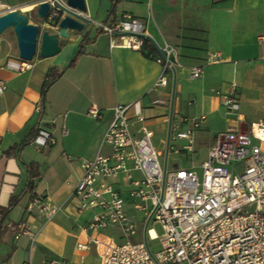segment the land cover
Returning <instances> with one entry per match:
<instances>
[{
    "label": "crops",
    "instance_id": "0c3cea01",
    "mask_svg": "<svg viewBox=\"0 0 264 264\" xmlns=\"http://www.w3.org/2000/svg\"><path fill=\"white\" fill-rule=\"evenodd\" d=\"M43 1L0 0V16L17 11L43 31L57 34L58 28L38 17ZM86 5V16L94 29L95 24L131 16L145 23L155 43L150 41L148 54L110 49L106 34L85 32L84 36L89 33L94 40L85 46L75 66L50 87L42 115L49 71L69 65L79 50V33L70 32L76 41L72 46L67 39H60L62 52L57 56L43 59L37 55L29 63L20 59L18 46L0 39V82L7 86L0 94V264H43L48 260L100 264L93 249H77L78 244L86 242L84 229L95 212L77 213L71 198L82 176V160L109 152L104 135L115 106L133 104L132 117L145 111V125L154 132L155 143L166 142L172 126L187 128L183 117L205 116L196 131L195 165L205 160L219 133L264 124V40H260L264 37V0H86ZM112 8L114 13L109 16ZM166 45L176 50L180 65L167 86L156 87L163 69L155 58ZM154 50L156 57L151 54ZM213 53L220 61L207 65L206 59ZM197 66L204 67L203 76L191 79L190 70ZM233 83L239 89L241 108L230 115L222 102ZM93 104L104 112L100 120L88 116ZM141 128L133 120L136 135H142ZM36 129L50 132L56 145L43 147L33 135ZM27 139L31 143L19 156L12 149ZM172 158L184 166L193 165L186 157ZM30 164H38L39 177L33 189L28 188ZM117 186L127 189L125 184ZM38 197L62 206V211L49 220L33 217L32 237L17 238L12 226L24 220L27 205ZM13 199L18 200L17 205L4 216L2 211ZM127 201V212L138 224L134 241L140 242L145 235V214L135 209L134 200ZM108 232L120 237L117 229Z\"/></svg>",
    "mask_w": 264,
    "mask_h": 264
},
{
    "label": "built area",
    "instance_id": "2783aa9c",
    "mask_svg": "<svg viewBox=\"0 0 264 264\" xmlns=\"http://www.w3.org/2000/svg\"><path fill=\"white\" fill-rule=\"evenodd\" d=\"M57 2L68 8L66 0ZM51 6L47 22L59 23L67 13L52 2ZM95 25L109 37L110 49L149 53L152 43L142 20L125 16ZM160 51L155 61L163 72L156 87L167 86L180 65L173 47L166 45ZM219 61L214 53L206 59L207 65ZM203 73L204 67H193L190 78L200 79ZM6 90V84L0 82V94ZM222 104L230 115L240 110L237 84H232ZM133 107L119 104L110 110L112 117L104 135L109 152L81 162L82 176L71 206L77 213L91 210L95 214L84 229L86 242L77 249H93L100 264H264V124L253 123L246 133L239 127L219 133L205 160L195 165L196 131L205 116L183 117L187 128L172 126L167 141L155 143L154 132L145 125L147 114L140 111L132 117ZM88 116L100 120L104 112L93 104ZM133 120L142 125V135L133 132ZM36 139L46 148L57 143L45 130H39ZM173 155L186 157L193 165L184 166ZM128 198L145 214L147 233L140 242L134 241L138 224L127 212ZM62 209L43 197L35 198L27 205L24 220L12 226L17 238L32 237L33 217L49 220ZM156 225L162 227L161 236ZM111 228L119 230L120 237L110 234ZM157 239H161L162 249L154 253L150 241ZM43 264L69 263L48 260Z\"/></svg>",
    "mask_w": 264,
    "mask_h": 264
},
{
    "label": "water",
    "instance_id": "95a60500",
    "mask_svg": "<svg viewBox=\"0 0 264 264\" xmlns=\"http://www.w3.org/2000/svg\"><path fill=\"white\" fill-rule=\"evenodd\" d=\"M51 2L61 8L67 15L60 20L59 23L47 22L49 15L52 12ZM68 8L60 6L57 0H44L38 8V17L49 26L58 28L57 34H51L48 31H43L38 25L32 24L28 17L17 11H9L0 16V35L7 29L13 28L18 48L20 59L24 62H32L39 55L43 59L57 56L62 52L60 39H69L70 32L83 33L87 24H91V20L87 18L86 0H66ZM71 9L78 11L81 14H76ZM150 39V38H149ZM150 41H153L150 39ZM154 42V41H153ZM155 43V42H154ZM176 77V73H174ZM176 93V78L173 83V103L172 113L174 108V97ZM172 113L170 125L172 121ZM147 233V227L144 234Z\"/></svg>",
    "mask_w": 264,
    "mask_h": 264
},
{
    "label": "trees",
    "instance_id": "16d2710c",
    "mask_svg": "<svg viewBox=\"0 0 264 264\" xmlns=\"http://www.w3.org/2000/svg\"><path fill=\"white\" fill-rule=\"evenodd\" d=\"M115 3V1H114ZM114 13V8H112V10L109 12V16H112ZM103 34V32L101 31H98L97 32V35H101ZM94 40V38H91L90 37V34L87 33L83 38L82 40L80 41L79 43V50L76 54V56L72 59V61L69 63V65L65 68H63L62 70H57L56 68H52L50 69L49 71V74H48V79L47 81L45 82L44 84V88H43V102H42V115H43V112H44V109H45V97H46V94L48 92V90L50 89V87L55 84L63 75L64 73L75 66L76 64V61H77V58L80 54L84 53V48L87 44L91 43L92 41ZM153 56H155L156 52L155 50L151 53ZM156 57V56H155ZM39 133V129H36L34 132H33V135L34 137L37 136ZM31 143V139H27L25 141H23L19 146H17L16 148H13L12 150L13 151H18V155L20 156L23 149L29 145ZM9 151L7 154L8 155H11V152L13 151ZM28 168V172H29V176H30V181L28 183V188L29 189H33L34 188V180L37 179L39 177V174H38V164H30L27 166ZM18 203V200H15L13 199L9 205V207L2 211V214L5 216L8 212H10Z\"/></svg>",
    "mask_w": 264,
    "mask_h": 264
},
{
    "label": "rangeland",
    "instance_id": "374dc122",
    "mask_svg": "<svg viewBox=\"0 0 264 264\" xmlns=\"http://www.w3.org/2000/svg\"><path fill=\"white\" fill-rule=\"evenodd\" d=\"M91 32L92 34L96 33L97 34V29H94L93 28V25L92 23L91 24H87L86 27H85V30L83 33H79V38H78V41H81L82 38L84 37V33L85 32ZM4 38L8 43H13L15 46H18L17 44V39H16V35H15V32H14V29L11 28V29H8L6 30L0 37V39ZM242 132L243 133H246L248 130L247 127L243 126L242 127ZM155 228V231L156 233L158 234V236H161L162 233H163V230H162V227L160 225H156L154 226ZM150 246L153 250L154 253H157V252H160L161 249H162V244H161V239H157V240H152L150 241Z\"/></svg>",
    "mask_w": 264,
    "mask_h": 264
},
{
    "label": "bare ground",
    "instance_id": "6f19581e",
    "mask_svg": "<svg viewBox=\"0 0 264 264\" xmlns=\"http://www.w3.org/2000/svg\"><path fill=\"white\" fill-rule=\"evenodd\" d=\"M29 9H27V11H28ZM68 40V43L72 46V45H74V43L76 42L75 41V39L74 38H72V37H70L69 39H67ZM152 235H154V232H152Z\"/></svg>",
    "mask_w": 264,
    "mask_h": 264
}]
</instances>
